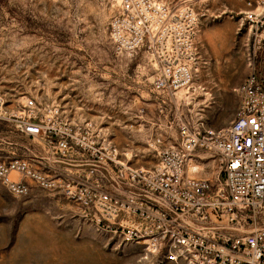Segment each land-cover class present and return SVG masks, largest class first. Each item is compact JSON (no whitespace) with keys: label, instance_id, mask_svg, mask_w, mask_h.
Segmentation results:
<instances>
[{"label":"rangeland","instance_id":"obj_1","mask_svg":"<svg viewBox=\"0 0 264 264\" xmlns=\"http://www.w3.org/2000/svg\"><path fill=\"white\" fill-rule=\"evenodd\" d=\"M118 6V0H0V162L25 160L55 182L32 184L24 196L0 183V264H153L141 247L95 228L91 211L74 197L88 185L87 172L76 171L88 167L76 166L74 156L58 163L59 155L22 132L24 121L53 115L58 128L61 121L80 126L100 142L108 139L132 166L149 169L158 162L151 146L176 140L181 121L230 126L250 59L264 78V40L255 48L242 21L247 0L193 2L203 15V68L192 102L186 90L177 100L155 90L149 57L118 54L111 39ZM204 156L189 172L198 167L192 177L212 180L217 160ZM258 227L264 229V215Z\"/></svg>","mask_w":264,"mask_h":264},{"label":"built area","instance_id":"obj_2","mask_svg":"<svg viewBox=\"0 0 264 264\" xmlns=\"http://www.w3.org/2000/svg\"><path fill=\"white\" fill-rule=\"evenodd\" d=\"M195 0H118L111 39L118 54H139L154 62V88L177 100L186 90L190 102L202 85L198 41L202 14ZM243 22L254 38L264 40V0H247ZM251 73L235 90L238 108L225 129L181 121L177 139L152 145L158 158L152 168L134 167L127 154L91 137L80 126L53 115L22 123L24 134L42 142L62 160L80 155L88 167V185L75 199L91 211L100 232L141 247L153 264H264V78L250 59ZM180 102H185L180 100ZM27 106L34 108V102ZM217 160L214 179H196L189 168L204 155ZM82 157H87L82 159ZM0 183L24 196L32 184L51 188L47 173L25 160L0 162Z\"/></svg>","mask_w":264,"mask_h":264},{"label":"crops","instance_id":"obj_3","mask_svg":"<svg viewBox=\"0 0 264 264\" xmlns=\"http://www.w3.org/2000/svg\"><path fill=\"white\" fill-rule=\"evenodd\" d=\"M247 8V7H246ZM248 10V8L245 10V11H243V14L246 12ZM243 21V20H242ZM262 36V38H264V33L261 35ZM237 89V88H236ZM102 141H106V142H108V139H104V140H102ZM109 143V142H108ZM74 156V160H75V162H78V160H79V158H81V156L80 155H77V154H74L73 155ZM72 156V157H73ZM57 162L58 163H61V162H64V160H62L61 158H59L58 160H57ZM76 166H78L79 168H81V167H85V166H81V163L80 164H76ZM88 170H86V168L85 169H83V170H77L76 172H87Z\"/></svg>","mask_w":264,"mask_h":264},{"label":"bare ground","instance_id":"obj_4","mask_svg":"<svg viewBox=\"0 0 264 264\" xmlns=\"http://www.w3.org/2000/svg\"><path fill=\"white\" fill-rule=\"evenodd\" d=\"M199 168L198 167H193L192 169H191V172L190 173H193L194 171H197Z\"/></svg>","mask_w":264,"mask_h":264}]
</instances>
